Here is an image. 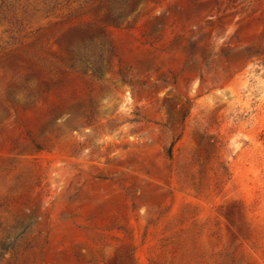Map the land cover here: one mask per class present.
Returning <instances> with one entry per match:
<instances>
[{
  "label": "rangeland",
  "instance_id": "obj_1",
  "mask_svg": "<svg viewBox=\"0 0 264 264\" xmlns=\"http://www.w3.org/2000/svg\"><path fill=\"white\" fill-rule=\"evenodd\" d=\"M0 264H264V0H0Z\"/></svg>",
  "mask_w": 264,
  "mask_h": 264
}]
</instances>
